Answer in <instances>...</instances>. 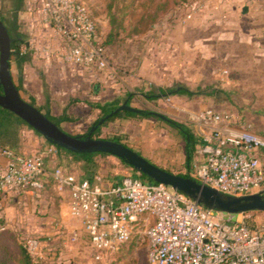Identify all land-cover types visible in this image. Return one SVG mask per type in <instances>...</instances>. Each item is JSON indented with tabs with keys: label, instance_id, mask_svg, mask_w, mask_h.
Returning <instances> with one entry per match:
<instances>
[{
	"label": "rangeland",
	"instance_id": "1",
	"mask_svg": "<svg viewBox=\"0 0 264 264\" xmlns=\"http://www.w3.org/2000/svg\"><path fill=\"white\" fill-rule=\"evenodd\" d=\"M80 1L84 2L95 20L100 41L105 49L108 68L102 79L98 77L99 79L91 78L87 81V73L64 61L62 54L67 50V45L53 26L43 20L42 0H21L18 8L16 0H0V17L9 19L17 9L19 30L27 34V42L32 52L30 63L23 66L38 80L36 85L32 84L35 86L34 90L22 92V97L30 101L31 93H36L39 87L43 102L45 94H54L59 98L56 100V110H41L38 107L39 102L34 101V106L37 105L40 111L49 115L56 111L58 114L65 112L62 111L63 104L72 105V120L61 123L68 133L85 135L99 116L93 108L89 109L80 103L93 101L94 86H97L102 97L114 93L119 86L123 93L120 104L130 90H139L140 94H131L132 99L128 104L136 109L150 111L153 115L113 119L102 126L93 137L107 139L118 136L122 143L141 155L150 157L155 161L152 163L164 169L171 168L169 171L173 173L182 174L178 166L182 164L180 161L182 153L184 154L185 141L178 137L177 131L168 125L166 119L184 124L197 136L193 124L189 122L188 112L211 107L242 118L249 124L251 131L264 135V94L259 88L261 72L245 73L230 69L233 63L229 59H223L225 47L221 44L215 47L216 53L210 56H202L198 49H194L193 37L213 30V26L205 28L204 25L199 26L192 22V17L186 18L189 6L201 0ZM178 60L183 62L180 74L169 81V86L163 87L186 86L199 93L192 97L170 95L171 100L164 97L148 100L143 94L154 92L153 90L156 91L159 87L155 82L149 81L151 77H148V73H152L149 68L157 64L175 63ZM224 70L227 72L224 73ZM11 71L15 77L14 62H11ZM41 73L48 86L46 93L42 90ZM22 78L25 79L24 72ZM229 79H234V83L228 84ZM209 86L221 88L223 91L206 96L202 91ZM224 91L228 93L225 94ZM162 115L166 119L160 117ZM24 127L36 132L29 126ZM45 159L50 162L49 168L52 171L61 167L67 172H79L80 162L71 157L56 154L45 155ZM94 160L99 163L98 177L102 179L104 186H109L116 177L134 172L113 156L103 158L96 155ZM193 160L194 158L189 164L190 172L194 169ZM183 166L187 168L185 162ZM47 200L51 199L47 197ZM53 202L50 208L44 207L47 213L49 210L50 213H57V201ZM3 204H0V220L6 228L24 235H50L51 239L46 241L41 250L42 264H147L148 242L145 236H134L114 252L98 253L81 234L77 240L68 236L67 243H62L60 231L65 228L64 223L54 215L50 218L55 220L46 218L49 216L34 206V200L22 197L20 202H11L7 209ZM262 215L263 211L255 210L245 221L256 224L261 221ZM55 221L58 228L53 223ZM41 222L42 228H36ZM48 226H55L57 229L51 232L48 231L51 230ZM37 244L32 240L28 241V246L33 252H36Z\"/></svg>",
	"mask_w": 264,
	"mask_h": 264
},
{
	"label": "built area",
	"instance_id": "2",
	"mask_svg": "<svg viewBox=\"0 0 264 264\" xmlns=\"http://www.w3.org/2000/svg\"><path fill=\"white\" fill-rule=\"evenodd\" d=\"M201 0L189 6L186 18L202 8ZM43 20L63 37L68 64L89 77L105 74L108 60L95 20L80 0H42ZM224 73L227 71L224 70ZM201 139V159L190 177L222 196H243L264 186V135L249 129L242 118L211 107L188 112ZM7 167L0 173V196L15 190H39L46 172L45 155L27 156L10 147L0 149ZM51 177L58 190L69 191V212L80 220L93 249L114 252L134 236L148 242V264H264V211L260 223L246 218L254 211L228 214L206 207L163 183H144L129 173L107 187L57 167ZM76 233L72 234V239ZM37 243L35 240H32Z\"/></svg>",
	"mask_w": 264,
	"mask_h": 264
},
{
	"label": "crops",
	"instance_id": "3",
	"mask_svg": "<svg viewBox=\"0 0 264 264\" xmlns=\"http://www.w3.org/2000/svg\"><path fill=\"white\" fill-rule=\"evenodd\" d=\"M205 3L206 4L202 3V8L194 13V15L192 16V22H195V24L199 26L204 25L203 27L205 28L206 27L209 28L213 26V30L212 29L208 30L206 34L196 35V37H193L195 41L194 49L195 48L198 49L197 51L202 56L204 55L210 56L216 53L215 47H217L219 44L223 45L225 47L223 52V59L224 60L229 59V61H232L233 63V66L230 69H234L239 72L243 71L245 73L248 71L261 72L260 75L261 79H259L260 80L259 88L262 89V93L264 94L263 91L264 0H208ZM244 8H246L245 11H243ZM243 50L244 53H242ZM182 68H183V62L179 60L175 63H164V64L153 65L149 68L150 72L152 71V73H154V74L148 73V77H151L149 81L155 82L156 85H159V87L169 86V81L172 80L173 77L178 76ZM10 71H11V65H10ZM23 72L25 73V79L23 80L22 78V83L25 91L34 90L33 87L35 86H32V84L36 85L38 79L36 78V76H34V74L30 70H27L26 66L25 67L23 66L22 73ZM41 74L43 75V73ZM11 75L14 77L12 71H11ZM104 75L105 74L101 75L100 78L102 79ZM85 79L88 81L91 79V77L86 76ZM227 82L228 84H233L234 79L233 80L229 79L227 80ZM40 93H41L40 87L37 88L36 93H31V97H33L35 100L39 102L38 107L41 110L49 109V108L56 110L57 108L56 100L59 98L54 94H50L51 96L49 95L46 96L43 102L41 101V97L39 95ZM131 94L135 96L137 94H140V91L134 90L133 92H131L130 90V92H128V94L126 95V98L124 99L123 103L124 102H126L127 104L129 103L130 99H132ZM121 96H123V93L119 88V86L115 89L114 93L110 94L109 96H103V97L99 93L97 86H94L92 102L98 101L104 103L115 99V101L119 102L120 104V102H122ZM172 96H168L166 98H168V100H171ZM88 102L90 101H81L80 103L84 104L89 109H92V107L88 104ZM73 109L74 107H72V105L69 106H67V104L62 105V111L65 110V112L69 116L71 115ZM94 110L96 111V113H99L98 109H94ZM51 115L59 116L61 115V113L58 114L56 111ZM61 127L64 131L68 133V131L62 126V124ZM177 135L179 138H182L181 136H179V134ZM47 145L48 143L46 142V140L41 136H39L37 132H34L33 130H30L22 126L19 130L18 144L16 148L12 150L20 154L31 156L42 152ZM198 145L199 143L195 145V149L192 154V159L194 158L193 161L195 162V164L201 159L199 153L197 152ZM7 147L10 146L8 145ZM59 155H63V154H59ZM182 155L183 156L180 161L182 164L178 166L180 168L179 171L182 174L188 173L190 175L191 174L190 169L184 168L183 166V163L185 162V150H184V154L182 153ZM65 157H70V156H65ZM108 157H112V156L109 155ZM144 157L148 158V160L151 162H155L150 157L147 156ZM261 163L264 165L263 155H261ZM6 165H7L6 158L2 156L0 153V173L5 171L7 167ZM49 165L50 162H47L46 160V168H45L46 172L43 177V187L41 189L39 190L22 189V190H15V191H9L3 193L0 196V204L4 203L3 205L5 206V209H7L11 202H14V200L20 202V200L23 197V199L27 198L28 200L31 199L34 200V206H37V208H39V210H41L43 214H46L47 210H45L44 207L48 206L50 208L51 204L54 203L53 201L56 200L58 206L57 213L56 214L50 213L49 210L47 213L49 217L46 218L51 219V221L52 219L55 220V218H50L51 215H54L57 219H59L62 223H64L65 228L60 231L62 237V243L66 244L67 237L72 236L73 233H76V236L73 238V240H77V237L80 234L84 236L86 239H88L86 234L82 230L80 220L70 215L69 207H68L70 196L68 189L65 188L64 190H58L56 188L54 181L51 177L52 170L51 168H49ZM167 170H172V169L170 168ZM71 174L75 175L77 178H81L82 176V172L80 170L77 174L76 173H71ZM47 197H49L52 201L47 200ZM53 223L58 228L56 221ZM42 226L43 223L41 222L35 227L41 229ZM55 226L54 227L48 226V228L51 229V230L48 229V231L52 232L54 231V229L56 231L57 228ZM45 243L37 244L36 253L41 254L42 248L46 245Z\"/></svg>",
	"mask_w": 264,
	"mask_h": 264
},
{
	"label": "trees",
	"instance_id": "4",
	"mask_svg": "<svg viewBox=\"0 0 264 264\" xmlns=\"http://www.w3.org/2000/svg\"><path fill=\"white\" fill-rule=\"evenodd\" d=\"M21 0H16V4L18 8V4H20ZM17 9L13 12L11 18L5 19L4 17H0V20L4 23L5 27L8 30L11 43V53H10V60L9 64L11 65V62H14L16 67V75L15 77L12 76L13 82L15 84V87L17 88L19 94L22 96V92L25 91L22 83V71H23V65L25 63H30L31 61V55L32 52L29 49V45L27 44L28 37L27 34L20 31L19 24L17 23ZM42 81V87L43 91L46 93L48 86L44 80V76H40ZM207 89H203L202 92L205 93L206 96H213L216 95L217 92L223 91L221 88L218 87H206ZM154 92L144 93L143 95L148 100L153 99H159V98H166L170 95H186L188 97H192L194 95H197L199 92L189 89L186 86H174L170 88L165 87H157L156 91ZM2 92V87L0 85V93ZM224 93H228L227 91ZM46 97V94H45ZM30 102L34 105L35 99L30 96ZM26 100V99H25ZM27 101V100H26ZM128 101V100H127ZM88 104L94 108L99 110V116L95 119L92 126L97 124L100 119L104 118L105 116H108L104 122L97 127V129L93 132L92 136L100 130L102 126H105L108 122H110L113 119L119 118V117H147L150 115H153L150 111L139 109V111L135 110H120L116 113H110L114 111L120 104L119 102L112 100L109 102H88ZM45 116H47L51 121H53L59 128L62 129L61 123L64 121H71L72 117L69 116L66 112H62L59 116H52L47 114L46 112H43ZM168 125H170L172 128H174L177 131V134H180L183 140L185 141V166L189 168V164L192 159V154L195 149V145L199 142H201V139L193 135L192 132L186 127L184 124L172 120V119H166ZM22 126H29L27 125L20 117H18L15 113H13L10 110H7L0 106V149L5 146H10L11 149L16 148L18 141H19V130ZM91 126V127H92ZM30 127V126H29ZM31 128V127H30ZM88 135L86 133L85 135H81V137L85 138ZM116 142H120V139L118 136H113L110 138H107ZM46 140V139H45ZM48 144H52L46 140ZM124 144V143H123ZM57 149V154H63L64 156H70L74 161L80 162L79 170L82 172L81 178L89 180L91 183L97 182L96 177L99 174V163L94 160V157L96 155H99L100 157H108L109 154L106 153H75L72 151H69L65 148H62L58 145L52 144ZM125 145V144H124ZM127 146V145H126ZM117 158V157H116ZM120 162H122L124 165L128 166L126 161L121 158H117ZM134 172L131 173L134 176L138 177L142 182L144 183H157L153 181L151 178H149L146 174H143L133 167H130ZM184 177H190L188 173L185 174H179ZM100 178V177H99ZM121 177H116L110 184L114 185L120 181ZM99 183L104 186L105 184L102 183V179L100 178ZM107 187V186H104ZM262 193L264 194V186ZM2 219V218H0ZM4 222L0 220V264H42L43 259L42 255L36 252H33L30 250L28 246L29 240H35L37 243H45L50 238V235L41 236V235H24L21 232H15L11 229H8L4 226ZM254 225V224H251ZM148 264V261H147Z\"/></svg>",
	"mask_w": 264,
	"mask_h": 264
},
{
	"label": "water",
	"instance_id": "5",
	"mask_svg": "<svg viewBox=\"0 0 264 264\" xmlns=\"http://www.w3.org/2000/svg\"><path fill=\"white\" fill-rule=\"evenodd\" d=\"M10 43L11 39L8 30L0 20V85L2 87L0 106L15 113L48 142L75 153L99 152L124 159L129 167H133L137 171L146 174L153 181L163 183L172 189L181 191L206 207L224 213L236 214L244 211H264V194L262 192L235 197L222 196L214 189L191 177L181 176L152 163L143 155L123 143L93 137V132L108 116H105L97 124L93 125L85 138L67 133L59 128L42 111L26 101L19 94L10 71ZM120 110L139 111V109L133 108L124 102L112 111L110 115ZM160 117L166 119L163 115Z\"/></svg>",
	"mask_w": 264,
	"mask_h": 264
}]
</instances>
